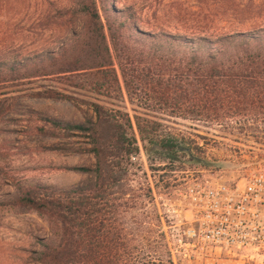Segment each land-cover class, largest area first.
<instances>
[{
	"label": "trees",
	"instance_id": "obj_1",
	"mask_svg": "<svg viewBox=\"0 0 264 264\" xmlns=\"http://www.w3.org/2000/svg\"><path fill=\"white\" fill-rule=\"evenodd\" d=\"M110 1H80L84 25L56 55H46L49 75L96 96H126L134 115L91 103L95 121L44 118L53 137L88 139L84 152L93 155V167L72 168L87 180L67 189L14 183L16 192L0 198V208L33 211L58 227L55 237L39 242L35 254L41 264H173L155 230V206L141 202L144 182L130 177L142 171V154L152 173L183 172L186 163H199L202 147L136 109L264 140V28L146 32L132 23L128 10H117ZM44 60L5 68L34 78ZM32 97L88 104L56 90ZM9 111L0 105V116Z\"/></svg>",
	"mask_w": 264,
	"mask_h": 264
},
{
	"label": "rangeland",
	"instance_id": "obj_2",
	"mask_svg": "<svg viewBox=\"0 0 264 264\" xmlns=\"http://www.w3.org/2000/svg\"><path fill=\"white\" fill-rule=\"evenodd\" d=\"M80 1L0 0V105L10 108L0 116V198L16 192L14 183L67 189L87 180L88 175L72 168L93 167V155L84 152L89 148L88 139L53 137L44 118L70 123L95 121L91 103L127 110L134 115L126 96L122 100L96 96L67 86L57 75H49L53 69L46 55H56L84 25ZM109 4L117 10H128L132 23L136 22L146 32L163 29L191 34L205 28L225 33L264 28V0H112ZM38 57H44L45 62L38 66L37 77L28 78L24 70L13 73L5 68L16 67L18 63L26 65ZM48 90L67 92L88 104L32 97ZM136 110L154 117L172 133L182 134L185 141L195 140L202 147V152L197 154L199 163H186L183 172L152 173L147 157L142 154L138 161L142 171L130 177L144 182L141 202L155 206V230L168 248L173 234L177 230L183 232L186 227L184 222H176L174 226L168 210L171 202L179 201V194L187 185L195 181L244 185L249 177L264 174V140L237 132L230 134L217 127L207 128L166 114ZM43 128L48 134L42 132ZM147 187L152 188V193ZM57 233L58 227L36 212L11 206L0 208V264H41L35 254L41 249L40 240L55 237ZM200 262L244 264L228 259ZM256 264H264V259H258Z\"/></svg>",
	"mask_w": 264,
	"mask_h": 264
},
{
	"label": "built area",
	"instance_id": "obj_3",
	"mask_svg": "<svg viewBox=\"0 0 264 264\" xmlns=\"http://www.w3.org/2000/svg\"><path fill=\"white\" fill-rule=\"evenodd\" d=\"M179 196L168 210L174 226L186 225L169 243L173 264L264 259V174L249 177L244 185L195 181Z\"/></svg>",
	"mask_w": 264,
	"mask_h": 264
}]
</instances>
